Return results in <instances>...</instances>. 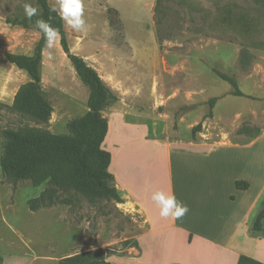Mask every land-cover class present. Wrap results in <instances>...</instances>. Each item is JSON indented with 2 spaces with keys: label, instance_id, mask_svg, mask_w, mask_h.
<instances>
[{
  "label": "rangeland",
  "instance_id": "rangeland-1",
  "mask_svg": "<svg viewBox=\"0 0 264 264\" xmlns=\"http://www.w3.org/2000/svg\"><path fill=\"white\" fill-rule=\"evenodd\" d=\"M25 2L39 10L31 20L25 16ZM82 2L87 31L75 32L65 23L64 27L71 53L84 58L118 98L103 112L105 118L118 105L131 106L144 122L155 124L157 136L185 144L226 140L246 144L264 133V0ZM48 3L58 7L57 0ZM0 18L1 158L3 129L65 135L67 123L89 111L90 91L59 39L52 49L44 45L38 65L37 99L52 109L48 123L13 110L20 87L33 77L11 63L8 55L35 56L43 39L35 21L43 19V9L38 0H0ZM216 70L234 77L245 97L232 95L234 88ZM118 129L115 118L103 150H113ZM159 147L146 149L143 171L134 159L132 170L150 177L153 192L169 193L164 146ZM122 164L115 157L109 173L118 172ZM200 167H191L186 175L175 166L178 194L182 195V187L191 192L185 179H193L195 186L205 182L195 176ZM32 202L36 211L30 209ZM122 204L123 200L74 188L64 191L50 180L37 187L31 181L14 183L0 167V252L31 254L32 264H58L97 250L98 258L112 264H177L172 261L184 255L185 247L180 236L167 240L170 249L164 253L166 245L148 238V254L140 258L136 236L144 234L142 221ZM211 259L215 258L206 257Z\"/></svg>",
  "mask_w": 264,
  "mask_h": 264
},
{
  "label": "crops",
  "instance_id": "crops-1",
  "mask_svg": "<svg viewBox=\"0 0 264 264\" xmlns=\"http://www.w3.org/2000/svg\"><path fill=\"white\" fill-rule=\"evenodd\" d=\"M115 118H118L117 133L120 135L111 144V165L118 157L124 167L122 164L118 172L110 174L123 200L124 210L137 214L142 221L144 234L136 236V252L142 256L141 259L148 254V238L166 245L164 253L170 249L171 242L167 240L180 236L185 245L184 255L177 261L173 260L174 263L238 264L244 256L264 264V235L252 230L264 204V133L246 144L230 140L212 144L204 141L185 144L157 136L155 124L152 121L144 122L139 113L131 110V106L114 107L106 117L108 134L110 121ZM159 145L164 146L161 150L168 171L164 181L169 184V194H175L177 200L189 208L188 213L178 220L160 216L158 207L151 199L153 190L150 177L145 173L136 175L132 166L134 159L137 167L143 168L146 149H158ZM176 165L186 175L191 167L201 165L199 175L195 176L197 179L204 177L205 182L195 186L193 179H185L183 182L191 192L182 187V195L178 194ZM238 181L248 183L249 188L237 189ZM0 255L4 259L2 264H32L34 260L31 254L0 252ZM208 256L215 259L208 261Z\"/></svg>",
  "mask_w": 264,
  "mask_h": 264
},
{
  "label": "trees",
  "instance_id": "trees-1",
  "mask_svg": "<svg viewBox=\"0 0 264 264\" xmlns=\"http://www.w3.org/2000/svg\"><path fill=\"white\" fill-rule=\"evenodd\" d=\"M43 9V19L48 21L60 33V42L68 55L76 73L89 91V111L80 118L67 123L68 133L54 135L47 131L33 128L1 131L2 155L0 167L3 175L10 181H31L34 186H40L48 180L58 188L66 191L74 188L88 195L122 201L113 184V177L108 169L112 155L102 149V144L108 134V121L103 112L118 101L117 96L105 84L100 74L91 67L84 58L71 53L64 27V22L56 12L51 11L48 0H38ZM45 45L44 39L36 48L35 56L8 55L11 63L26 70L33 81L20 87L12 105L16 112L30 116L42 123H48L52 109L48 104L37 99L39 84L38 65ZM216 75L234 88L232 95L245 97L240 91L238 82L232 76L215 71ZM200 125L193 128V134ZM239 190H247L248 183L238 181ZM32 211L37 210L35 202L30 204ZM252 230L264 235V204L258 213ZM100 251L87 252L68 257L58 264H112L98 258ZM0 255V264L3 263ZM238 264H262L248 257H241Z\"/></svg>",
  "mask_w": 264,
  "mask_h": 264
},
{
  "label": "clouds",
  "instance_id": "clouds-1",
  "mask_svg": "<svg viewBox=\"0 0 264 264\" xmlns=\"http://www.w3.org/2000/svg\"><path fill=\"white\" fill-rule=\"evenodd\" d=\"M58 7H53L51 11L56 12L60 19L75 32H86L87 22L84 17V7L82 0H57ZM23 9L27 19L31 20L38 14V8L32 3L25 2ZM2 19V18H0ZM37 35L45 41V47L52 49L60 39L59 30L53 27L44 19L35 21ZM51 59V53H49ZM152 201L159 209L161 217H171L173 220L181 219L188 213L189 208L182 201L177 200L175 194H169L165 191H155L151 196Z\"/></svg>",
  "mask_w": 264,
  "mask_h": 264
}]
</instances>
